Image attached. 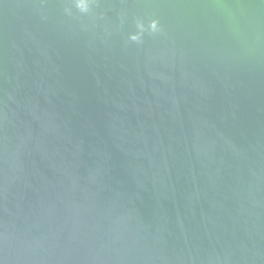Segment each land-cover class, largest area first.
Segmentation results:
<instances>
[{"label":"water","instance_id":"95a60500","mask_svg":"<svg viewBox=\"0 0 264 264\" xmlns=\"http://www.w3.org/2000/svg\"><path fill=\"white\" fill-rule=\"evenodd\" d=\"M0 264H264V0H0Z\"/></svg>","mask_w":264,"mask_h":264}]
</instances>
